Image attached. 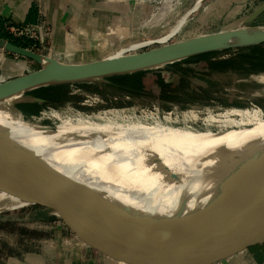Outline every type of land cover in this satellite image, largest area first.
I'll list each match as a JSON object with an SVG mask.
<instances>
[{"label": "water", "instance_id": "water-1", "mask_svg": "<svg viewBox=\"0 0 264 264\" xmlns=\"http://www.w3.org/2000/svg\"><path fill=\"white\" fill-rule=\"evenodd\" d=\"M262 13L264 2L244 16L237 27L197 33L172 42L149 41L148 46L154 45L151 48L83 63H64L0 36V49L39 66L0 82V102L14 106L44 103V99L29 92L59 85L110 84L109 78L114 76L164 70L200 54L264 44V24L253 25ZM203 78L211 81L209 76ZM40 126L33 128L38 135L45 129L54 130ZM238 139L237 147L224 141L216 145L215 151L228 156L230 162L215 174L204 173L206 176L201 177L195 170L179 180L172 170L178 160L161 167L169 180L178 181L177 190L164 204L159 198L166 186L156 189L154 201L147 208L71 177L41 153L16 141L10 129L0 128V189L27 196L31 201L25 203L29 205H51L50 215L58 220L87 221L90 228L78 237L90 247L97 246L101 236L115 233L161 249L174 264H215L246 242L264 239V136L248 137L246 142ZM71 142L46 141L43 146ZM130 227L134 229L132 235L125 230Z\"/></svg>", "mask_w": 264, "mask_h": 264}, {"label": "rangeland", "instance_id": "rangeland-1", "mask_svg": "<svg viewBox=\"0 0 264 264\" xmlns=\"http://www.w3.org/2000/svg\"><path fill=\"white\" fill-rule=\"evenodd\" d=\"M198 1L101 0L99 3L97 1L92 3L91 1L89 9L94 8V12H98L97 14L92 13L93 16L89 17L91 22L88 25L92 28L91 32L87 34L88 38L85 37L86 45L81 46L77 38L73 36V32L69 31V28H67L68 42L70 45L73 44L74 48H78V53L86 54L83 56H87L89 51L93 55L90 58L93 59H100L126 51L132 53L136 49L148 45L149 41L155 40L158 42L169 34L172 28L182 19V24H180L173 37H170L169 42L186 38L198 32L210 31L216 25L233 26L252 11L254 7L264 2V0L221 1L222 4L219 9L224 10V12L227 10L237 11L234 17L228 18L225 16L214 17L209 14L208 6L214 4V0H205L201 4L199 2L197 7L194 8ZM87 19L88 17L84 20ZM262 24H264V13L253 22V25ZM52 31V25L46 24L41 37L37 33L35 34L36 37H20L3 30L2 22L0 23V36L11 42H17L35 52L54 56L64 61L73 62L78 60L70 57L71 53L77 52L76 49H71L66 54L65 50L58 51L53 48L51 43ZM89 44L92 46L91 48H89ZM153 46L140 48L136 52ZM0 52L26 61V73L39 67L38 64L29 59L8 53L2 49H0ZM262 53H264V47L257 48L254 51L250 49L229 50L215 55L213 59L236 57L247 63L249 57ZM182 68L195 69L188 64H183ZM246 69H248L247 65ZM247 73L250 72L214 74L210 76L211 84L208 80H194L192 77L186 76L184 78L185 82L172 81L171 91L166 92L164 95L160 91H156L155 94L130 95L102 82L70 84L65 85L61 90L60 100L17 104L15 106L18 109H20L19 105L26 106L28 110L33 109L35 112L20 110L36 116H39L45 110L49 113L50 109L52 112L53 110L67 109L87 115H103L114 111L118 112L123 119H132L133 121L141 119L143 122H149L153 118L162 122L166 120L174 127H190L193 130L203 131L205 129L203 124L205 117L223 115L226 110L232 108L260 109L264 113V82L259 79L261 76L264 77V71L254 72L251 75ZM29 104L35 105L31 107ZM54 122L50 119H42L41 125L54 127ZM219 126V122L212 121L210 128L216 132L220 128ZM106 127L118 128L111 125H106ZM25 201H31V199L19 193H7L0 189V223L13 222L14 224H21L22 228L25 226L29 231L25 234L29 237H48L53 232H61L64 237L63 240L66 242H70V239L79 241L78 236L86 233L90 228L87 221L49 219L51 217V205H39L37 203L29 205ZM31 206H37L38 208H31ZM10 226V224H7L0 230V244L1 246L5 244V248L8 250H11L12 246H16L12 235L14 232H11ZM125 230L127 232L128 228ZM216 264H219V262Z\"/></svg>", "mask_w": 264, "mask_h": 264}, {"label": "bare ground", "instance_id": "bare-ground-1", "mask_svg": "<svg viewBox=\"0 0 264 264\" xmlns=\"http://www.w3.org/2000/svg\"><path fill=\"white\" fill-rule=\"evenodd\" d=\"M182 21L158 42H165L172 37ZM259 79L264 82V77ZM50 110L49 113L45 110L36 116L22 112L10 102H0V128L10 129L16 141L41 153L46 160L71 177L110 190L128 202L147 208L154 201L156 189L166 186L159 198L164 204L177 190L178 181L169 180L160 170L161 167H169L173 160H178L172 170L179 180L185 179L195 170L201 177L206 176L204 173L215 174L230 162L228 156L215 151L217 144L224 141L237 147L240 137L243 139H238L239 142H246L248 137L264 136V113L260 109L232 108L223 115H209L204 119L203 131L174 127L166 120L162 122L153 118L149 122L123 119L114 111L103 115H87L67 109ZM42 119L55 121L54 130L45 129L38 135L33 128L40 126ZM210 121L219 122L220 128L215 133L210 128ZM106 125L118 128H107ZM56 140L73 142L43 146L46 141ZM152 158H156V161ZM127 232L133 234L134 229L130 227Z\"/></svg>", "mask_w": 264, "mask_h": 264}, {"label": "crops", "instance_id": "crops-1", "mask_svg": "<svg viewBox=\"0 0 264 264\" xmlns=\"http://www.w3.org/2000/svg\"><path fill=\"white\" fill-rule=\"evenodd\" d=\"M91 1L101 2V0H0V22L9 20L14 24H51L53 48L58 51L65 50L66 54L71 49H76L77 52L71 53L70 57L78 60L71 62L52 57L64 63L89 62L96 59L90 58L93 55L89 51L87 56H83L86 54L78 53V48L69 44L67 28L84 47L85 37L88 38L87 34L92 28L88 25L91 22L89 17L93 16L92 13L98 12H94V8L89 9ZM214 1V4L208 6L210 15L228 18L236 15V10L224 12L219 9L221 1L225 0ZM86 17L88 19L84 20ZM243 18L233 26L216 25L210 31L237 27ZM91 47L89 44V48ZM26 71V61L0 52V82L23 75ZM12 224L15 228L12 235L16 246H12L13 248L10 246L11 250H8L5 244L3 247L0 244V264H174L172 258L161 249L138 240L127 239L121 234L101 236L98 245L90 247L81 240L70 239V242H66L61 232H53L48 237H29L25 235L27 233L22 232V229L29 232L25 226L22 228L21 224ZM216 256L214 254L213 258ZM219 264H264V239L250 240L242 247L227 252Z\"/></svg>", "mask_w": 264, "mask_h": 264}, {"label": "trees", "instance_id": "trees-1", "mask_svg": "<svg viewBox=\"0 0 264 264\" xmlns=\"http://www.w3.org/2000/svg\"><path fill=\"white\" fill-rule=\"evenodd\" d=\"M1 23V22H0ZM2 37V36H1ZM4 38V37H3ZM14 44L23 46L17 42ZM264 47V44L250 46L245 48H239L236 50H252L259 49ZM221 52H211L204 53L192 58L183 60L178 63L170 65L164 70H153V71H144L138 72L130 75L114 76L109 78V86L128 93L130 95L136 94H155L156 91H160L162 95L166 92L171 91L172 81L185 82L184 78L186 76L192 77V79H204V76H212L214 74H223V73H247L249 75L254 72L264 71V53L256 54L253 57H249L247 63L244 60H239L236 57L226 58V59H213V57ZM183 64L192 65L195 69H184L182 68ZM246 65L248 69H246ZM245 66V67H244ZM205 80V79H204ZM207 81V80H206ZM210 82V80H208ZM211 84V82H210ZM65 85L59 86H49L35 89L29 92L30 95L39 97L47 101H57L61 98V90ZM167 97V96H165ZM31 105V104H29ZM35 104H32L31 107H34ZM21 110L27 111L26 106L19 105ZM28 112H35L33 109H29ZM38 206V205H37ZM37 206H31V208H38ZM49 219H56L54 216H51ZM13 222L0 223V230H2L7 224H10L11 232H15V228L12 224ZM22 232L27 233L26 230L22 229Z\"/></svg>", "mask_w": 264, "mask_h": 264}, {"label": "built area", "instance_id": "built-area-1", "mask_svg": "<svg viewBox=\"0 0 264 264\" xmlns=\"http://www.w3.org/2000/svg\"><path fill=\"white\" fill-rule=\"evenodd\" d=\"M44 25H46V24H14V23L10 22L9 20H5L2 23V29L7 31L8 33H13V34H16L17 36H20V37H23V36L24 37H33V36H35L36 33L41 37ZM171 38L167 39L165 42H169V40ZM146 46H148V45L142 46L140 48H143ZM140 48H138V49H140ZM138 49H136V51ZM136 51H133V52H136ZM126 52H128V51H126Z\"/></svg>", "mask_w": 264, "mask_h": 264}]
</instances>
